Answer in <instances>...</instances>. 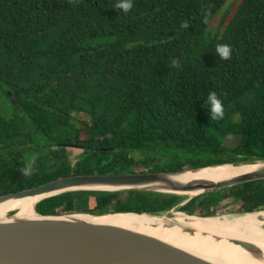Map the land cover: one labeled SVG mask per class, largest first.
Here are the masks:
<instances>
[{
	"label": "trees",
	"instance_id": "obj_1",
	"mask_svg": "<svg viewBox=\"0 0 264 264\" xmlns=\"http://www.w3.org/2000/svg\"><path fill=\"white\" fill-rule=\"evenodd\" d=\"M230 1L133 0L125 14L118 0H0V196L72 176L264 161V0H241L213 26ZM221 44L232 47L230 60L216 55ZM213 92L222 120L210 117ZM233 137L240 143L230 149ZM63 144L86 150L73 163ZM183 200L79 192L36 211L156 214ZM224 210H264V181L180 208L204 217Z\"/></svg>",
	"mask_w": 264,
	"mask_h": 264
},
{
	"label": "water",
	"instance_id": "obj_2",
	"mask_svg": "<svg viewBox=\"0 0 264 264\" xmlns=\"http://www.w3.org/2000/svg\"><path fill=\"white\" fill-rule=\"evenodd\" d=\"M11 100L17 104L16 99ZM61 146L68 150H86V147L76 144ZM91 149L96 152L111 151L102 148ZM251 167L254 169L236 173L238 169ZM220 174L225 177L218 178ZM259 181H264L262 160L224 163L176 172L72 176L30 190L0 196V206L27 198L36 200L34 216H20L18 211L11 210L5 220H0V264H217L155 237L94 222L80 215H146L166 218L169 221L174 220L177 214L199 219L257 215L261 228L264 229V210L219 217L189 215L180 211V208L198 197ZM79 192H144L177 196L184 200L172 210L156 214L124 212L102 215H41L36 211V206L45 200ZM184 231L191 235L196 233L189 229ZM213 238L222 240L217 236ZM227 241L256 261L264 263V251L257 245L240 239L231 238Z\"/></svg>",
	"mask_w": 264,
	"mask_h": 264
},
{
	"label": "bare ground",
	"instance_id": "obj_3",
	"mask_svg": "<svg viewBox=\"0 0 264 264\" xmlns=\"http://www.w3.org/2000/svg\"><path fill=\"white\" fill-rule=\"evenodd\" d=\"M252 169L254 168L238 169L236 173ZM218 176V178L225 177L221 174ZM35 201V199L27 198L1 205L0 220H5L11 210L18 211L20 216L29 217L21 213L26 207L35 215L31 211ZM180 215L184 214H177L172 221L146 215L80 216L94 222L118 226L155 237L217 264H264L251 258L249 254L227 241L231 238L244 240L257 245L264 251V229L261 228V221L257 215L212 219L187 216V218H182ZM214 222L217 223L214 224ZM171 223L173 225H170ZM186 229L196 233L191 235L184 231ZM214 236L220 237L222 240L217 241L213 238Z\"/></svg>",
	"mask_w": 264,
	"mask_h": 264
},
{
	"label": "clouds",
	"instance_id": "obj_4",
	"mask_svg": "<svg viewBox=\"0 0 264 264\" xmlns=\"http://www.w3.org/2000/svg\"><path fill=\"white\" fill-rule=\"evenodd\" d=\"M133 6V0H118L116 4V9L123 11L125 14H127L133 9ZM232 52V47L227 44H221L216 48V55L222 60H230L232 57ZM173 66L178 67L179 61L174 60ZM207 104L210 106L211 120H222L224 118L223 102L220 98H218L216 93H209L207 97ZM32 172V164H27L22 170V174L26 177H30L32 175Z\"/></svg>",
	"mask_w": 264,
	"mask_h": 264
},
{
	"label": "rangeland",
	"instance_id": "obj_5",
	"mask_svg": "<svg viewBox=\"0 0 264 264\" xmlns=\"http://www.w3.org/2000/svg\"><path fill=\"white\" fill-rule=\"evenodd\" d=\"M241 0H231L227 6L225 7L223 13L217 18L215 19L213 26H218V24H220L222 17L224 16V13L228 14V21L230 20V18L232 17V15L236 12L239 4H240ZM240 143L239 138L233 137V138H229V140H227L226 142V146L230 149L235 148L236 146H238V144ZM82 150L79 149H70L69 150V155L71 157V161L73 163H75L79 156L82 154ZM224 204H227V202H224ZM223 204V205H224ZM225 207L223 206L220 209H224ZM82 213H86V212H78L77 214H82ZM236 213H240V212H234V211H228V210H224V211H220L216 217L219 216H228L229 214H236ZM182 218H187V215H180ZM217 222H214V224Z\"/></svg>",
	"mask_w": 264,
	"mask_h": 264
},
{
	"label": "flooded vegetation",
	"instance_id": "obj_6",
	"mask_svg": "<svg viewBox=\"0 0 264 264\" xmlns=\"http://www.w3.org/2000/svg\"><path fill=\"white\" fill-rule=\"evenodd\" d=\"M15 99V98H14ZM11 101V104L13 105V106H16L13 102H12V100H10Z\"/></svg>",
	"mask_w": 264,
	"mask_h": 264
}]
</instances>
